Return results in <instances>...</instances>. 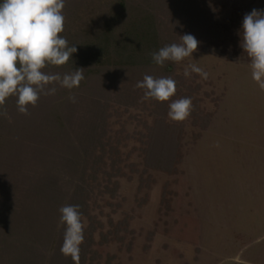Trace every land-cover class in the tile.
Returning a JSON list of instances; mask_svg holds the SVG:
<instances>
[{
    "label": "trees",
    "instance_id": "1",
    "mask_svg": "<svg viewBox=\"0 0 264 264\" xmlns=\"http://www.w3.org/2000/svg\"><path fill=\"white\" fill-rule=\"evenodd\" d=\"M252 1L242 0L241 4ZM237 2L65 0L66 22L61 35L77 52L66 65L45 71L64 74L83 68L84 80L78 88L57 86L55 95H42L35 107H29V115L17 111L15 97L6 101L7 116L0 115V264H75L60 251L64 226H58L59 209L79 205L82 218H91L88 199L105 165L104 147L108 145L111 153L120 155L119 133L124 131H117L113 138L107 136L110 103H146L143 90L136 87L145 74L176 81L177 91L170 100L191 98L185 91L191 90L194 78L178 74L179 63L154 64L150 54L179 43L184 34L193 35L200 49L218 45L227 53L244 52L241 29L235 22ZM70 95L75 96V103L69 100ZM151 100L155 118L146 139L142 138L141 155L149 167L173 177L169 197L164 198L167 211L176 215L171 234L196 244L200 221L190 210L182 213L181 205L182 197L188 195L179 168L183 121L166 123L170 100ZM191 116L197 127L206 129L209 115L202 113L198 102ZM193 136L197 140L201 134ZM98 148L104 150L102 154L96 153ZM94 226L91 220L89 228H84L79 264L112 261L108 236L97 240ZM114 231L118 236L119 230Z\"/></svg>",
    "mask_w": 264,
    "mask_h": 264
},
{
    "label": "rangeland",
    "instance_id": "2",
    "mask_svg": "<svg viewBox=\"0 0 264 264\" xmlns=\"http://www.w3.org/2000/svg\"><path fill=\"white\" fill-rule=\"evenodd\" d=\"M241 2L235 22L242 30L245 14L264 9V0ZM249 63L244 52L227 53L218 45L198 48L179 63L180 75L190 64L208 73L207 79L191 73L193 92L185 91L193 106L198 102L209 115L206 129L197 127L191 115L179 124L184 127L179 168L188 193L182 213L198 216L196 244L171 234L176 215L167 211L164 198L173 177L149 167L141 155L142 138L155 118L152 100L137 106L110 103L107 136L124 130L120 155L104 147L105 165L88 199L91 218H82L85 229L94 220L97 240L108 236L109 264H264V91L252 80ZM196 132L201 134L197 140Z\"/></svg>",
    "mask_w": 264,
    "mask_h": 264
},
{
    "label": "clouds",
    "instance_id": "3",
    "mask_svg": "<svg viewBox=\"0 0 264 264\" xmlns=\"http://www.w3.org/2000/svg\"><path fill=\"white\" fill-rule=\"evenodd\" d=\"M65 0H0V115L7 116L6 101L16 98L17 111L29 115L41 96L55 95L57 86L72 90L84 80V69L61 74L45 71L50 67L66 65L77 52L75 45L61 35L65 30ZM240 47L249 58L252 80L264 91V9H253L242 22ZM199 41L191 34L180 36L172 43L152 52L154 64L163 67L166 62L180 63L192 57ZM197 73L207 79L208 73L196 64L188 65L184 76ZM136 87L142 89V99L169 101L177 91L172 77H154L145 74ZM69 100L76 102L75 96ZM193 110L190 97L172 100L168 117L174 122L186 120ZM58 226H64L60 251L79 264L80 246L84 242V224L79 205H63L59 209Z\"/></svg>",
    "mask_w": 264,
    "mask_h": 264
}]
</instances>
